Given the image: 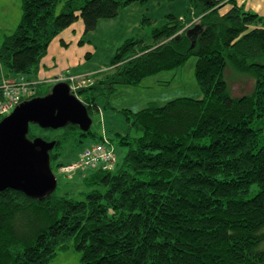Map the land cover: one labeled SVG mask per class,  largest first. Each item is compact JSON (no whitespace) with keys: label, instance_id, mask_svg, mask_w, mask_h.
<instances>
[{"label":"trees","instance_id":"16d2710c","mask_svg":"<svg viewBox=\"0 0 264 264\" xmlns=\"http://www.w3.org/2000/svg\"><path fill=\"white\" fill-rule=\"evenodd\" d=\"M149 1L22 0V19L0 47L3 79L36 75L37 81L41 60L63 30L82 19L89 33L121 7ZM189 2L185 15L168 14L153 30L152 43L127 39L111 70L76 93L91 115L101 85H139L195 55L204 97L126 111L140 135L121 136L128 152L120 167L117 157L113 169L88 167L96 170L83 179L81 199L57 189L44 198L0 192V264H50L71 239L83 252L81 264H264V17L237 0ZM197 24L200 32L189 36ZM228 71L250 78L252 91L235 96ZM30 87L29 99L51 91L41 83ZM33 126L39 128L32 124L29 138L36 137ZM65 128L50 152L58 168L69 165L59 160L64 140L77 131L95 137L91 129ZM98 139L94 145H113L106 133Z\"/></svg>","mask_w":264,"mask_h":264},{"label":"rangeland","instance_id":"374dc122","mask_svg":"<svg viewBox=\"0 0 264 264\" xmlns=\"http://www.w3.org/2000/svg\"><path fill=\"white\" fill-rule=\"evenodd\" d=\"M62 6L63 3L58 6V13ZM189 7V0H150L145 4L134 2L121 7L116 18L100 20L97 28L89 33H85L83 20L79 19L51 42L46 56L41 60L37 81L46 90L52 89L63 77L84 76L86 81L81 86L89 87L95 83L97 74L102 73L99 76L102 78L105 71L111 70L108 66L117 49L127 39L137 38L148 44L152 43L153 30L167 22L168 14L183 16ZM22 12V0H0V47L5 37L16 30L22 19ZM196 23H199L198 19L191 24ZM197 61L198 57L193 55L183 66L146 76L139 85L116 84L114 89L101 85V89L96 91L100 94L95 101L96 107L91 112V131L95 137H80L79 131L76 137L69 136L59 148V160L66 164L77 161L81 152L93 146L106 133L112 140L110 148L115 149L117 167H120L128 152V146L120 143L121 136L130 134L134 138L140 135L135 128H130L126 111L137 112L152 102L164 105L182 97L202 99L204 93L196 77ZM7 75V69L0 66V80ZM227 75L235 96L252 91L253 81L250 78L229 71ZM22 76L13 74L9 78L21 82ZM35 76L24 75L23 82L33 81ZM66 131V128L54 130L33 126L35 136L48 141L63 139ZM52 166L58 180L57 194H69L77 199H81L83 196L80 193L86 190L83 179L96 170L84 168L68 174L62 172L55 162ZM66 243L69 245L68 249L59 250L50 264H81L82 250L75 249L73 239Z\"/></svg>","mask_w":264,"mask_h":264},{"label":"water","instance_id":"95a60500","mask_svg":"<svg viewBox=\"0 0 264 264\" xmlns=\"http://www.w3.org/2000/svg\"><path fill=\"white\" fill-rule=\"evenodd\" d=\"M200 30L197 24L187 34L194 36ZM32 124L54 130L72 124L88 132L93 119L66 81H59L43 96L18 104L0 120V192L14 189L31 197L44 198L57 189L58 180L50 156L56 141L29 138Z\"/></svg>","mask_w":264,"mask_h":264},{"label":"built area","instance_id":"2783aa9c","mask_svg":"<svg viewBox=\"0 0 264 264\" xmlns=\"http://www.w3.org/2000/svg\"><path fill=\"white\" fill-rule=\"evenodd\" d=\"M61 81L68 82L71 85V89L76 92L82 87L81 83L84 84L86 79L84 76H67L63 77ZM39 83V81L24 83L23 80L17 82L3 79L0 82V119L10 114L22 101L28 100L33 92L30 86L38 85ZM108 145L107 140L104 143L93 145L82 152L77 161L62 166L60 168L61 171L72 174L77 169L95 167L98 164H101L105 169H113L115 167L116 156Z\"/></svg>","mask_w":264,"mask_h":264},{"label":"crops","instance_id":"0c3cea01","mask_svg":"<svg viewBox=\"0 0 264 264\" xmlns=\"http://www.w3.org/2000/svg\"><path fill=\"white\" fill-rule=\"evenodd\" d=\"M237 4L245 7V10L257 12L264 17V0H237ZM230 9V5H226L221 12L225 13Z\"/></svg>","mask_w":264,"mask_h":264},{"label":"clouds","instance_id":"9594fccd","mask_svg":"<svg viewBox=\"0 0 264 264\" xmlns=\"http://www.w3.org/2000/svg\"><path fill=\"white\" fill-rule=\"evenodd\" d=\"M71 86V85H70ZM73 91V90H72ZM74 92V91H73ZM76 95H77V93L76 92H74ZM78 96V95H77ZM79 97V96H78Z\"/></svg>","mask_w":264,"mask_h":264}]
</instances>
